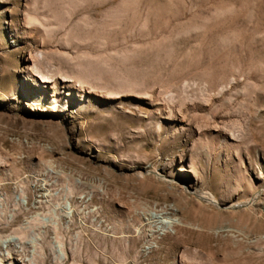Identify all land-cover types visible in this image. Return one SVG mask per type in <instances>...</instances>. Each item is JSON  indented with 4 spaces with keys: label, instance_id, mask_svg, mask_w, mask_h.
Here are the masks:
<instances>
[{
    "label": "rangeland",
    "instance_id": "rangeland-1",
    "mask_svg": "<svg viewBox=\"0 0 264 264\" xmlns=\"http://www.w3.org/2000/svg\"><path fill=\"white\" fill-rule=\"evenodd\" d=\"M0 264H264V0H0Z\"/></svg>",
    "mask_w": 264,
    "mask_h": 264
},
{
    "label": "bare ground",
    "instance_id": "bare-ground-1",
    "mask_svg": "<svg viewBox=\"0 0 264 264\" xmlns=\"http://www.w3.org/2000/svg\"><path fill=\"white\" fill-rule=\"evenodd\" d=\"M43 79V78H42ZM42 83H46V81L45 80H42ZM210 198V197H209ZM215 203V202H214ZM15 240V238H8L7 240H5V241H3L2 242V244L4 245L5 243H9V242H12V241H14Z\"/></svg>",
    "mask_w": 264,
    "mask_h": 264
}]
</instances>
